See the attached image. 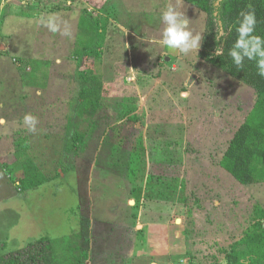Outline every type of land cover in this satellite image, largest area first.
Segmentation results:
<instances>
[{
	"label": "rangeland",
	"instance_id": "obj_1",
	"mask_svg": "<svg viewBox=\"0 0 264 264\" xmlns=\"http://www.w3.org/2000/svg\"><path fill=\"white\" fill-rule=\"evenodd\" d=\"M169 3L0 0V255L47 236L79 241L87 264H229L264 208V183L220 166L255 94L201 47L161 46ZM178 6L204 34L208 14ZM52 14L57 32L41 22ZM83 81L102 87L92 118L78 114ZM31 159L53 177L21 190Z\"/></svg>",
	"mask_w": 264,
	"mask_h": 264
},
{
	"label": "trees",
	"instance_id": "obj_2",
	"mask_svg": "<svg viewBox=\"0 0 264 264\" xmlns=\"http://www.w3.org/2000/svg\"><path fill=\"white\" fill-rule=\"evenodd\" d=\"M184 1L208 14L200 60L250 86L255 94L254 106L229 141L220 166L242 184L264 183V77L258 75L255 61L246 60L244 68L238 69L228 55L237 37L236 26L240 13L249 10V6L255 11L256 34L264 36V0ZM84 22L88 25V31L95 28L99 34V27L94 21L87 19ZM219 33L222 36L216 39ZM85 48L87 51L92 50ZM216 48L223 50L221 57L213 55ZM80 84L78 114L92 118L101 105V83L90 84L83 81ZM21 144L24 146V143ZM22 169L25 172L19 183L13 179L21 190L32 189L53 177L45 174L36 160H29ZM63 170L65 171L64 168ZM56 174L60 175L59 172ZM256 212L257 219L232 245L229 264H264V208L258 207ZM67 242L45 236L26 247L0 255V264H87L90 254L78 245L79 241L74 242L75 245Z\"/></svg>",
	"mask_w": 264,
	"mask_h": 264
},
{
	"label": "clouds",
	"instance_id": "obj_3",
	"mask_svg": "<svg viewBox=\"0 0 264 264\" xmlns=\"http://www.w3.org/2000/svg\"><path fill=\"white\" fill-rule=\"evenodd\" d=\"M179 2L180 0H177L175 5L169 3L160 13L159 21L162 27L159 43L169 50L188 55L190 52L200 49L204 37L203 33L193 31L191 20L178 6ZM41 22L52 32H57L60 28L55 14L42 18ZM256 24L255 11L249 6V10L240 13L236 26L237 37L228 55L238 69L244 68L246 60L255 61L258 75L264 77V36L256 34ZM221 36L222 33H219L216 39ZM213 55L221 57L223 50L216 48ZM38 122V118L31 113H26L23 117V123L29 132L37 131ZM3 123L4 121L0 120V124Z\"/></svg>",
	"mask_w": 264,
	"mask_h": 264
}]
</instances>
